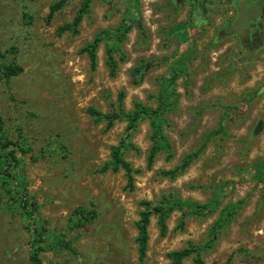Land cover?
<instances>
[{
	"label": "rangeland",
	"instance_id": "374dc122",
	"mask_svg": "<svg viewBox=\"0 0 264 264\" xmlns=\"http://www.w3.org/2000/svg\"><path fill=\"white\" fill-rule=\"evenodd\" d=\"M0 0V61L21 68L6 79L0 68L2 136L23 151L17 167L21 189L38 205L35 220L48 241L70 242L72 251L41 252L43 264H169L166 253L186 246L183 264H264V50L240 61L204 14L177 0H90L76 31L71 23L83 0ZM127 30L108 41L103 30ZM100 37L91 66L81 48ZM115 43L111 74L105 48ZM140 67L145 68L139 73ZM176 68V101L164 132L172 158L157 153L150 168L149 120L142 117L124 152L134 172L101 171L126 120L88 113L127 111L155 97ZM196 157L174 178L162 171ZM2 189L0 187V193ZM173 195L216 208L195 213L175 208L166 232L149 220L146 256L139 261L135 237L141 201ZM227 207L233 214L215 233L211 226ZM18 206L0 203V264H28L30 233ZM181 221V222H180Z\"/></svg>",
	"mask_w": 264,
	"mask_h": 264
},
{
	"label": "trees",
	"instance_id": "16d2710c",
	"mask_svg": "<svg viewBox=\"0 0 264 264\" xmlns=\"http://www.w3.org/2000/svg\"><path fill=\"white\" fill-rule=\"evenodd\" d=\"M65 0H59L53 4L50 8L51 14L56 8L60 7ZM90 0H83L82 5L78 9L77 13L73 17L71 23H67L59 27V32L66 30L76 31L79 22L82 19L83 14L87 11ZM124 30L115 28L114 30H103L102 34L107 38L108 41L112 40L113 37H118V40H122L124 36ZM100 37L93 38L90 42L85 44L81 48V52H85L89 58L91 66L94 67L96 63V49L99 43ZM115 43L108 44L105 48L106 63L110 69L111 74L115 72L117 62L113 57V49ZM0 68L2 74L6 79L19 73L21 68L15 64H8L4 61H0ZM139 73L144 72L145 68L140 67L137 69ZM177 78L176 68L171 69V76L166 79L163 83L162 88L155 97V106L151 107L142 101H136L133 108L125 111L122 105H119V109L102 113L101 111L88 107L87 111L89 114L94 116L96 119L106 120L107 126H110L115 120L125 119L126 126L124 134L120 140L110 149V158L101 167V171L111 169L112 171L124 170L128 181L132 180V174L134 169L131 164L126 160L124 152L128 149H135V145L130 140L131 133L136 128L139 120L146 116L149 120V139L151 142L150 148L146 157V166L150 168L155 160L158 152L163 151L167 160L171 159L172 147L164 132V120L166 113L171 109L176 101V92L174 90L175 80ZM3 131V120L0 116V187L2 189L0 193V203L6 206H18L25 220H30L27 223V228L30 233L31 240V252L28 255V264H43L41 258V252L52 248H63L72 251L70 242L48 241V237L45 231L35 220V214L38 212V205L36 202L27 195L24 189H21L22 179L18 176L17 167L22 161L21 157L17 155L19 150L23 151L18 141L10 140L2 136ZM196 157V153L185 155L181 162L172 169L162 171V174L169 178H174L181 174L187 166ZM142 209L139 212V218L136 221L137 234L135 237L136 250L139 261H142L148 249L149 239V220L150 216L154 214L156 216V223L159 233L163 235L166 232L167 224L166 221L170 213L175 208L183 207L189 208L195 213H201L204 210L216 208L218 201L212 200L209 203L200 204L192 201H180L173 195L161 198L154 204L149 201H141ZM233 214L232 207H227L218 217V219L211 226V230L215 233L219 228L225 226L230 217ZM181 222V221H180ZM193 247L188 243L179 249L171 250L166 253V257L169 260V264H183L184 258L193 253ZM83 264V263H80ZM194 264H203V260L197 254L194 257Z\"/></svg>",
	"mask_w": 264,
	"mask_h": 264
},
{
	"label": "flooded vegetation",
	"instance_id": "af4514ba",
	"mask_svg": "<svg viewBox=\"0 0 264 264\" xmlns=\"http://www.w3.org/2000/svg\"><path fill=\"white\" fill-rule=\"evenodd\" d=\"M193 15L204 14L215 38L228 48L241 50L240 61L253 59L264 50V0H177Z\"/></svg>",
	"mask_w": 264,
	"mask_h": 264
}]
</instances>
